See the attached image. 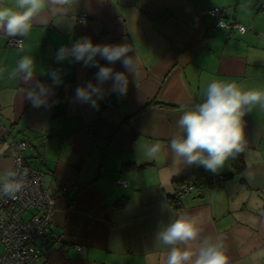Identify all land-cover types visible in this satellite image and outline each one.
Segmentation results:
<instances>
[{"label": "crops", "instance_id": "crops-1", "mask_svg": "<svg viewBox=\"0 0 264 264\" xmlns=\"http://www.w3.org/2000/svg\"><path fill=\"white\" fill-rule=\"evenodd\" d=\"M262 3L74 0L63 12L46 8L21 49L0 35V183L12 171L15 144L26 141L21 155L43 172L55 196L50 234L35 242L36 264H166L168 247L156 235L179 213L196 220L201 239L224 238L229 264H264V107L243 117L245 151L216 174L193 175L200 184L195 190L181 194V185L178 208L170 203L175 184L194 165L174 158L169 146L182 112L202 102L212 80L264 90ZM210 8L246 31L216 28ZM81 14L86 19L78 22ZM82 37L133 48L137 82L128 76L126 96L112 93L108 81L110 105L105 98L98 108L75 99L78 86L96 83L97 69L57 62L55 54ZM24 55L35 59L36 79L51 86L45 106L33 107L23 95L30 85L11 75ZM111 67L126 72L119 62ZM52 70L62 73L58 86L48 76ZM154 143L161 151L152 158L145 149ZM211 176L219 182L209 184ZM198 243L192 242L193 252Z\"/></svg>", "mask_w": 264, "mask_h": 264}, {"label": "clouds", "instance_id": "clouds-1", "mask_svg": "<svg viewBox=\"0 0 264 264\" xmlns=\"http://www.w3.org/2000/svg\"><path fill=\"white\" fill-rule=\"evenodd\" d=\"M74 0H13L11 6L0 0V35L9 38L27 37L34 25L40 22L44 10L63 12ZM133 48L127 44L93 43L89 37L76 40L71 46H61L56 54L57 62L70 60L83 67L96 68V83L88 81L75 90V99L98 108V101L105 98L103 85L111 81L110 91L118 97L128 92L129 79L137 82L135 55H129ZM101 60L106 64H100ZM121 63L126 72L114 71L111 65ZM0 71H3L0 69ZM36 61L32 56H22L11 75L22 84L30 85L23 92L33 107L45 106L51 93V86L36 79ZM53 85H60L63 76L60 70L48 73ZM257 105L264 107V90H244L235 82L212 80L207 84L202 102L184 110L177 121L179 132L169 141L174 158L185 165L202 166L216 174L230 158H235L247 148L244 137L243 117ZM161 145L154 143L145 149L146 155L155 158ZM0 183V196L17 199L25 188L27 172H6ZM157 241L168 247L166 264H229V256L222 236L201 239V229L188 213H179L175 219L162 226L156 235ZM198 241L193 252L192 242Z\"/></svg>", "mask_w": 264, "mask_h": 264}, {"label": "built area", "instance_id": "built-area-1", "mask_svg": "<svg viewBox=\"0 0 264 264\" xmlns=\"http://www.w3.org/2000/svg\"><path fill=\"white\" fill-rule=\"evenodd\" d=\"M261 6L264 7V3ZM206 13L216 18L215 26L218 29L246 31L244 25L234 20L228 21L219 8L207 9ZM85 19L86 15L81 14L78 22H83ZM22 43L21 37L9 38L7 46L21 49ZM103 103L110 105L109 98H105ZM27 145L26 141L15 144L17 154L14 157L12 168V172H27L24 190L17 199L0 196V243L3 246V251L0 253V264H36L40 249L35 242L50 234L55 196L47 191L43 172L36 169L21 155V151ZM219 180L220 177L211 176L208 182L215 185ZM120 183L124 184L121 181ZM199 185L195 178L191 179L189 183L181 187L180 193L191 192ZM65 189L63 187V190ZM25 214H28L26 218Z\"/></svg>", "mask_w": 264, "mask_h": 264}, {"label": "trees", "instance_id": "trees-1", "mask_svg": "<svg viewBox=\"0 0 264 264\" xmlns=\"http://www.w3.org/2000/svg\"><path fill=\"white\" fill-rule=\"evenodd\" d=\"M115 131V130H114ZM113 131V132H114ZM241 161H235L234 162V165H235V168L236 169H239L241 168L242 164L240 163ZM204 171L205 169L202 167V166H197V165H194V172L190 175H187V176H184L182 177L181 179H179L177 182H176V193L173 197L170 198V203H172L173 207L174 208H178L179 206V197H178V191H179V188L181 185L183 184H187L189 183V181L191 180V178H193L194 176L193 175H203L204 174ZM233 172H228L227 175H232Z\"/></svg>", "mask_w": 264, "mask_h": 264}]
</instances>
